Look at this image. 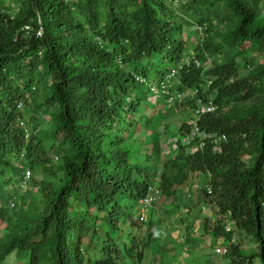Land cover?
I'll list each match as a JSON object with an SVG mask.
<instances>
[{
  "label": "trees",
  "instance_id": "16d2710c",
  "mask_svg": "<svg viewBox=\"0 0 264 264\" xmlns=\"http://www.w3.org/2000/svg\"><path fill=\"white\" fill-rule=\"evenodd\" d=\"M130 1L139 4L131 15L135 27L124 5ZM157 1L0 0V198L4 185L21 177L13 161L23 155L36 176L32 201L49 222L44 226L41 217L35 231L15 242L17 263L168 264L163 255L172 253L179 264L146 200L155 192L176 198L190 176L209 173L201 193L217 221L196 216L189 227L199 221L214 245L223 240L225 264H264V106L242 115L219 110L264 94V67L251 78L238 76L239 63L253 57L248 46L264 53V4L219 0L235 26L223 43L230 53L216 51L229 59L207 73L209 80L199 66L205 44L185 54L187 42L170 15L185 0ZM8 3L19 6L16 13ZM120 4L125 16L118 14ZM101 6L105 25L95 14ZM186 55L187 64L180 65ZM174 69L170 97L196 94L180 107L217 109L200 119V130L212 136L203 150L201 137L191 139V125L183 123L176 147L166 152L161 133L170 128L160 126L167 103L138 81L154 76L165 85ZM150 153L152 167L146 165ZM242 157L251 166H243ZM236 233L256 252L246 255ZM7 255H0V264H7Z\"/></svg>",
  "mask_w": 264,
  "mask_h": 264
},
{
  "label": "clouds",
  "instance_id": "9594fccd",
  "mask_svg": "<svg viewBox=\"0 0 264 264\" xmlns=\"http://www.w3.org/2000/svg\"><path fill=\"white\" fill-rule=\"evenodd\" d=\"M177 74L178 71H176L175 69L170 72V75L168 74L166 77V81L168 82L165 85H160L158 80L154 81V76L146 78L147 81L143 78H139L138 81L142 84H146L151 95H154L155 98L165 100L167 105L169 106L172 105L173 107H180L182 104L189 101V98L194 97L196 94L189 96L192 92L179 93L175 97H170L168 84L172 78H175L177 76ZM176 80H178V77L176 78ZM177 84H179V81ZM198 108L199 109L193 107V109H191L192 117H194L195 119H193L194 123L190 124V132L191 139H194L197 136L201 137V140H203V142H200L199 148L203 150V147L205 146V139L210 138L212 136H207L204 132L200 130V119H202L206 115L214 114L215 112H217V109L212 105L202 106L200 104H198ZM165 128L167 127L165 126L164 129ZM179 130L180 128L177 132H175L173 128H171L170 133L166 135L162 133V137L165 136L168 138L166 144L161 142L162 147L166 150V152H169L172 148L176 147L175 142L177 141V139H179ZM25 131L27 133L26 138H28L29 130L26 129ZM222 139L226 141L225 136H223ZM189 141V138L183 139L184 144H188ZM170 146H172L171 149H169ZM147 158H149L150 160H148L146 165L152 167V153H150V155H147ZM13 162L17 166V168L22 171V173L21 177L17 179L15 183L9 182L4 185L3 194L5 196L0 198V255L8 254L5 259L7 264H20L17 263L14 259L17 252L15 242L19 238H23V240H25L27 238L26 236L29 233L35 231L38 228V226H36V223H39V219L41 217L46 220L44 226L47 227L49 222L47 220V215H42L40 207L34 206V203L32 201L33 197L38 195V188L32 182V180L36 178V176L33 175L32 169L28 167L27 164H25V157L22 155L17 162ZM202 176H204V178L208 181L209 179H211V175L209 173L207 175ZM192 178L195 177L190 176V180H188L187 184H185L184 187L180 188L178 192L176 191V198L173 196L167 198L165 196H162V193L155 192L151 193L150 198L146 200V206L149 209L154 210L155 205L163 199V211L168 212L169 216H172V214L179 215L177 221L180 224H183V228L173 225L174 231L172 232H175V235H173L172 232L165 233L166 231L163 232V235L171 239L173 249H170L172 250L173 255H175L177 259L179 258V262H181V264L183 260L187 257L186 246L191 245L194 260H197L198 255H204L202 248L207 247L202 245L201 248V246L199 245V237L202 234L206 235L210 239V241H212L211 236L202 230L199 221H196L193 228H190L189 224L191 220H193L196 216H201L205 219L209 218L210 224V221H212L216 217L215 208H212L208 204H206L205 196H203V194L201 193V186L203 184H200L199 182H193ZM194 195H197V198L195 200L193 199ZM167 200H170L172 204L165 205ZM206 208H210L213 211L211 216H208V214L204 212ZM145 213L146 211L143 212L144 219H146ZM174 224H176V222H174ZM223 227L227 234L231 233L233 230L232 224L229 222V220H226V217L224 218ZM187 228L189 229V231L187 230ZM197 228L201 229L200 231H198L200 232L199 234L195 232ZM193 236L195 240L191 242L192 239H190L189 237L193 238ZM39 238H41V234ZM226 252V244L222 246L218 245L215 246V248L213 249L212 255L218 257L219 259H222L221 261H223V257L224 255H226ZM161 253L162 252H160V256ZM170 255H172V253H166L163 256L170 257ZM207 262L215 264L209 258V256H207Z\"/></svg>",
  "mask_w": 264,
  "mask_h": 264
},
{
  "label": "rangeland",
  "instance_id": "374dc122",
  "mask_svg": "<svg viewBox=\"0 0 264 264\" xmlns=\"http://www.w3.org/2000/svg\"><path fill=\"white\" fill-rule=\"evenodd\" d=\"M105 2V0H102ZM166 2V4L169 6L171 3V0H160ZM156 3H158L157 0H155ZM261 3L264 4V0H261ZM129 6V9L127 11V17L130 18V22H132L131 26L135 27L137 20L133 21L131 18V15L133 13H138L139 4L133 1H130L128 3H124V5ZM225 2L219 1V0H185L182 5H177L178 7H174L173 11L171 12V17L175 19L176 25V33H180L182 36V39L187 42V50H185V54L191 53L194 49L202 46L205 44V50L208 51L207 53H203L201 55V59L199 61V66L202 69V72L206 79L209 78V80H212L209 76V73L212 69L215 68V66L223 65L227 62V59H229V56L226 55L221 56L216 51H220L223 49H220V47L229 48L227 51L230 53V45L223 44L225 43V37L228 31L235 26V23H233V18L231 19L228 14L224 11ZM7 6L16 13L17 9L19 8L18 5H13L11 3H8ZM154 5L152 4V8ZM125 12V6L123 4H120L118 6V14L124 15ZM262 12H264V9H262ZM95 14L99 16V22L101 25H105L107 23V10L105 6H101L98 11H95ZM126 14V13H125ZM125 16V15H124ZM199 21H203L205 24L201 28L198 24ZM206 28L209 29L208 33L205 34ZM204 48V46H203ZM248 50L253 52L252 59H245L242 62L239 63L240 69H238V76L240 78L248 77L251 78L255 75V73L264 67V53L260 50H252L250 46H248ZM188 58L187 55L184 57L183 61L180 62V65L187 64ZM119 65V64H118ZM120 66V65H119ZM130 68V66H129ZM128 69V65H127ZM206 86V85H205ZM195 94V92L190 93L189 96H192ZM264 106V94L257 95L250 103H248L245 106L242 105H236L232 104L230 106H222L219 110L221 111V115L231 113V112H237L238 114L242 115V110H250L251 113L260 110ZM146 108V107H145ZM148 108V107H147ZM146 108V109H147ZM149 110V109H148ZM150 111V110H149ZM163 111L167 112V117L165 121L161 123L160 129L164 130L165 126H170V129L173 128L175 132L178 131V129L181 127L183 123H186L188 125L193 124L195 119L192 117L191 109L187 107H173L172 105L164 106ZM219 111V112H220ZM163 112V113H164ZM174 132V133H175ZM162 134V133H161ZM168 141L167 137H163L161 139V142L166 144ZM240 162L243 166H251V161L248 159V157H242L240 159ZM193 182H199L200 184L205 183L208 181L204 178V176H198L195 178H192ZM197 198V195L193 196V199L195 200ZM163 202L162 199L159 203H157L154 207L155 219L161 220V223L163 224V229L166 231L165 233L174 231V226H179L180 228H183V224H180L177 221V218L179 215L172 214V216H169L168 212L163 211ZM178 203V202H177ZM166 204H172L170 200H167ZM208 216L212 215V210L210 208H206L204 211ZM146 214V213H145ZM217 221V218H214L212 221H210V224L212 222L215 223ZM176 222V224H174ZM201 229L197 228L195 232L199 234ZM173 235H175V232H172ZM239 233L234 235V241L241 243V249L246 255H251L256 252V246H254L253 243H250L248 238L245 237V234L241 233L239 236ZM220 243H217L214 245L210 239L202 234L199 237V245L202 248V245L207 248H202V251L204 253L203 256L198 255L197 260H194L193 253H192V247L186 246V254L187 257L183 260L182 264H208L207 262V256L213 261L215 264H225L226 261H221L222 259H219L218 257H215L212 255V251L215 248V246L218 245H224L223 240L219 241ZM151 257V256H149ZM171 257H164L163 261H167L168 264H175L174 259H171ZM147 261L145 264H148ZM177 263L181 264L179 262V258L177 259ZM144 264V263H142Z\"/></svg>",
  "mask_w": 264,
  "mask_h": 264
},
{
  "label": "built area",
  "instance_id": "2783aa9c",
  "mask_svg": "<svg viewBox=\"0 0 264 264\" xmlns=\"http://www.w3.org/2000/svg\"><path fill=\"white\" fill-rule=\"evenodd\" d=\"M179 1H181V2H182V1H184V0H179ZM40 35H41V33H40ZM218 252H219V251H218Z\"/></svg>",
  "mask_w": 264,
  "mask_h": 264
}]
</instances>
